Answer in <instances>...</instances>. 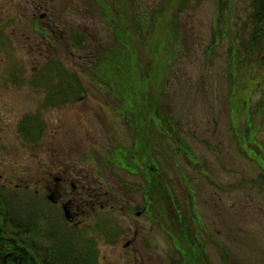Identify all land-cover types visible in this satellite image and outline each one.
<instances>
[{
  "label": "rangeland",
  "instance_id": "rangeland-1",
  "mask_svg": "<svg viewBox=\"0 0 264 264\" xmlns=\"http://www.w3.org/2000/svg\"><path fill=\"white\" fill-rule=\"evenodd\" d=\"M223 1L228 6L221 14L217 0H0V186L15 192L12 199H21L22 190L12 185L39 165V149L17 134V118L39 110V98L25 92L14 98L10 89L34 85L36 74L30 71L43 69L51 60L45 46L31 48V20L48 11L67 22L74 12L77 85L92 91L77 101L76 114L83 112L92 138L85 142L76 130L77 145L87 150L78 151L76 160L90 161L93 149L111 150V137L93 120L102 117L101 102H115L118 108L120 101L119 113L128 111L125 118L140 124L139 139L143 124H154V166L163 176L156 181L169 182L181 214H202L193 230L214 253L212 264H264V41L261 48L252 45L254 0ZM100 86H110V94ZM71 111L56 113L66 116ZM124 135L128 146L110 151L114 157L134 148L132 135ZM45 143L58 144L51 135ZM100 174L108 187L117 181H144L142 174L115 165ZM137 197L141 206L143 199ZM0 208L7 213L5 206ZM28 208L40 224L31 235H36L41 254H48L45 249L53 247L52 241L42 233L54 223H44L36 209ZM21 209L16 216H24ZM97 220L86 221L88 237L76 230L77 240L60 224L52 230L72 251H92L89 261L105 264L103 255L113 259L115 254L112 248L104 250ZM140 222L142 238L152 225L144 218ZM205 226L210 237L214 233L218 249ZM153 229L154 256L144 248L140 258L168 264L169 256H176L180 233L169 237L158 224Z\"/></svg>",
  "mask_w": 264,
  "mask_h": 264
},
{
  "label": "flooded vegetation",
  "instance_id": "flooded-vegetation-1",
  "mask_svg": "<svg viewBox=\"0 0 264 264\" xmlns=\"http://www.w3.org/2000/svg\"><path fill=\"white\" fill-rule=\"evenodd\" d=\"M48 14L49 12L45 11L32 18L35 37L34 42L30 44L31 48L37 51L43 50L45 46L46 57L51 58L50 62L43 69L30 71L36 74L32 81L34 85L10 87L14 98L15 94L19 96L21 92L39 98L37 102L39 110L17 118V134L21 140L35 144V148L39 149L37 169L31 176H22L14 186L12 185L23 192L22 198L18 200L37 207L39 219L44 223L49 222V219L54 223V226L48 223L49 230L42 233L43 238H48L46 235L49 231H54L52 229L58 224L71 229L73 232L69 234L75 240L76 230L88 237L86 221L99 217L100 220L96 223H100L103 248L104 250L112 248L111 251L115 254L113 259L103 255L105 264H150L140 258V250L147 248L154 256L156 240L153 228L157 224L169 237L179 232L186 239L183 240L182 246L174 247L176 256H169L168 264H173L174 260H184L186 264H212L214 253L205 245L204 236H201L198 230H193L197 222L201 223L202 214L190 213L188 217L187 211L181 214L180 203L169 182L156 181V176H161V172L154 166L152 148L154 124L151 121L143 124L141 140L137 137L140 124H137L134 118H125L128 111L119 113L118 110L121 108L119 100V109L114 107L115 102H101L105 106V108L99 106L102 109L99 115L102 117H97L93 121L100 125L101 132L111 137V150L93 149L88 152L90 161L76 160L78 151H87L81 150V145H77L76 130L80 131V137L84 138L85 142L87 138H92V130L83 121V112L76 114L77 101L85 98L84 94H92V91L89 92L87 87L77 85L74 62L77 40L74 12L70 14L72 19L67 22L65 16L57 15L53 18ZM56 14H59L57 10ZM100 88L104 94H110V86ZM64 108L72 111L66 116L56 113V110ZM106 108H109L111 113H108L109 109L105 110ZM111 115L115 117L110 119ZM125 132L132 135L134 148L128 150L127 155L114 157L110 151L119 152L127 145L124 140ZM49 135L58 143L57 145L45 143ZM146 147L149 152L146 151ZM111 165L134 175L142 174L144 181H117L108 187L100 173L102 168H110ZM0 191L9 196L7 203L13 200L12 196H17L13 190L5 186H0ZM138 195L143 199L141 206L138 205ZM122 217L128 221L123 223L125 221ZM143 218L152 225V228L149 234L142 235L141 238L140 221ZM204 231L210 242L216 243L214 249H218L214 233L210 237L206 226ZM116 249L118 252H115Z\"/></svg>",
  "mask_w": 264,
  "mask_h": 264
},
{
  "label": "trees",
  "instance_id": "trees-1",
  "mask_svg": "<svg viewBox=\"0 0 264 264\" xmlns=\"http://www.w3.org/2000/svg\"><path fill=\"white\" fill-rule=\"evenodd\" d=\"M217 2V7L220 13L223 14L228 3H224L223 0H217ZM254 4L255 30L252 45L254 48H261L262 44L260 45V43L262 39L264 41V0H254ZM0 195L2 196L0 207L5 206L7 212H0V264H91L88 253L84 251L82 253L79 250L74 252L69 249L68 244L55 233L56 231H49L46 235L52 241L53 247L45 249L48 254L46 252L41 254L36 235H31L32 232L35 234L39 230L38 216L28 208L29 204L20 203L17 199L7 203L6 200L9 196L4 195L2 192ZM16 200L18 203L14 202ZM22 206L32 214L29 212L26 217L16 216L18 210L22 211ZM32 208L34 209L33 206ZM184 239L185 236H181L177 242L178 245L182 246ZM173 264L186 263L184 260H174Z\"/></svg>",
  "mask_w": 264,
  "mask_h": 264
}]
</instances>
